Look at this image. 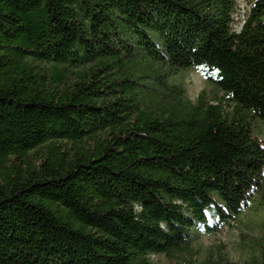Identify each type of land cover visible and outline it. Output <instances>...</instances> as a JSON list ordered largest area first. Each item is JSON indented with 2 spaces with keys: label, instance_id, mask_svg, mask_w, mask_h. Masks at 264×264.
Returning <instances> with one entry per match:
<instances>
[{
  "label": "trees",
  "instance_id": "16d2710c",
  "mask_svg": "<svg viewBox=\"0 0 264 264\" xmlns=\"http://www.w3.org/2000/svg\"><path fill=\"white\" fill-rule=\"evenodd\" d=\"M236 6L0 0V264H153L264 196V0L239 31ZM189 69L232 112L178 86L146 103ZM252 247L264 264V229Z\"/></svg>",
  "mask_w": 264,
  "mask_h": 264
},
{
  "label": "rangeland",
  "instance_id": "374dc122",
  "mask_svg": "<svg viewBox=\"0 0 264 264\" xmlns=\"http://www.w3.org/2000/svg\"><path fill=\"white\" fill-rule=\"evenodd\" d=\"M236 12L233 15V30L239 31L242 21L248 12L252 0H235ZM161 46L160 40H156ZM146 67L142 62H134L132 70L141 74H147ZM150 75V73H149ZM72 79L70 73L67 74ZM173 86L182 90V96L195 104L199 96H204L207 101H220L224 105L225 112H232V104L227 103L222 94L219 93L206 79L202 69H189L178 75L168 78L161 84H156L147 89L146 103L159 111L161 97L164 101H170L173 97ZM261 124V125H260ZM251 121L252 126L262 130L264 139V125L260 122ZM35 153H30L28 159L34 160ZM264 227V196H255L249 209L229 226L222 227L213 234L204 233L198 228L192 232V243L187 251L175 253L171 258L164 255H152L150 260L153 264H245L253 253V240L261 235Z\"/></svg>",
  "mask_w": 264,
  "mask_h": 264
}]
</instances>
